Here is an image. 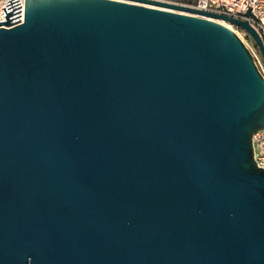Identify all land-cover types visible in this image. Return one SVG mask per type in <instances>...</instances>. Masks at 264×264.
Masks as SVG:
<instances>
[{"label":"water","instance_id":"water-1","mask_svg":"<svg viewBox=\"0 0 264 264\" xmlns=\"http://www.w3.org/2000/svg\"><path fill=\"white\" fill-rule=\"evenodd\" d=\"M5 6L0 264H264V77L207 17L243 28L264 63L246 21L24 0L13 24L20 3Z\"/></svg>","mask_w":264,"mask_h":264},{"label":"built area","instance_id":"built-area-1","mask_svg":"<svg viewBox=\"0 0 264 264\" xmlns=\"http://www.w3.org/2000/svg\"><path fill=\"white\" fill-rule=\"evenodd\" d=\"M6 1L7 0H0V21L5 20L1 8L6 7ZM18 1L20 3V21L13 24H17L23 21L24 0ZM158 1L171 4L186 5L197 10L246 21L255 30V32L264 43V0H196L191 3H187L184 0ZM207 18L215 20L217 22L220 21L219 23L231 29L240 38V40L248 48L255 65L257 66L261 75L264 77V70L262 69L261 65V56L254 40L250 37V35L243 28L231 21L222 18ZM252 151L253 160L256 166L258 168H264V128L259 129L252 135Z\"/></svg>","mask_w":264,"mask_h":264},{"label":"rangeland","instance_id":"rangeland-1","mask_svg":"<svg viewBox=\"0 0 264 264\" xmlns=\"http://www.w3.org/2000/svg\"><path fill=\"white\" fill-rule=\"evenodd\" d=\"M184 1L187 2V3H191V2H194L196 0H184ZM261 65H262V69L264 70V63L262 61V58H261Z\"/></svg>","mask_w":264,"mask_h":264},{"label":"bare ground","instance_id":"bare-ground-1","mask_svg":"<svg viewBox=\"0 0 264 264\" xmlns=\"http://www.w3.org/2000/svg\"><path fill=\"white\" fill-rule=\"evenodd\" d=\"M131 2V1H130ZM133 2V1H132ZM134 3H138V2H134ZM150 6V5H149ZM154 7V6H153ZM169 10H172V9H169ZM172 11H174V10H172ZM218 22H220V21H218Z\"/></svg>","mask_w":264,"mask_h":264}]
</instances>
